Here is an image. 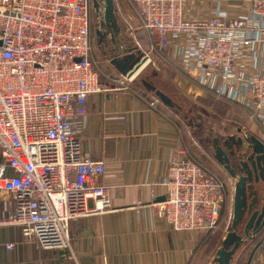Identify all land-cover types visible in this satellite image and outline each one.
<instances>
[{
	"label": "built area",
	"instance_id": "2783aa9c",
	"mask_svg": "<svg viewBox=\"0 0 264 264\" xmlns=\"http://www.w3.org/2000/svg\"><path fill=\"white\" fill-rule=\"evenodd\" d=\"M125 1L152 51H171L184 75L243 107L264 130V0H242L234 17L218 10L201 19L186 17L185 0ZM93 35L92 0H0V199L15 204L0 229L17 227L43 250H71V223L93 203L109 206L106 166L81 143L88 100L130 91L135 77L102 71ZM162 185L168 200L160 214L171 230L218 231L224 180L183 152Z\"/></svg>",
	"mask_w": 264,
	"mask_h": 264
},
{
	"label": "crops",
	"instance_id": "0c3cea01",
	"mask_svg": "<svg viewBox=\"0 0 264 264\" xmlns=\"http://www.w3.org/2000/svg\"><path fill=\"white\" fill-rule=\"evenodd\" d=\"M241 2L185 0V15L209 18L220 10L234 17L241 13ZM148 93L132 86L130 91L93 95L88 100L81 143L93 159L106 166L102 182L110 187L109 206L96 210L93 203L89 215L71 223V250H43L33 240L24 239L17 227H4L0 229V264H72L71 255L78 264H194L209 234L171 230L160 214L164 202L159 201L166 195L162 183L168 163L179 153L188 157L185 145L191 144L185 143L188 135L161 111L162 105L150 106ZM14 207L12 199H0V217L12 213ZM10 243L15 247L9 251L5 245ZM262 247L249 264H264ZM238 254L231 264H237Z\"/></svg>",
	"mask_w": 264,
	"mask_h": 264
},
{
	"label": "water",
	"instance_id": "95a60500",
	"mask_svg": "<svg viewBox=\"0 0 264 264\" xmlns=\"http://www.w3.org/2000/svg\"><path fill=\"white\" fill-rule=\"evenodd\" d=\"M92 14L95 45L106 64L119 76L136 78L148 64L149 58L138 43L127 42L126 37L124 38V33L126 36L132 34L126 22L122 20L118 0H92ZM142 86L162 106L184 115V123L189 129L200 128L199 125L192 123L183 107L171 96L161 92L152 82L142 80ZM239 133L241 135L235 137L223 136V140L213 137L211 140L207 139L210 141L208 144L205 142L201 144L220 169L222 168L232 179H238L233 190L230 231L225 234L211 264H231L237 252L247 242L254 241L264 232V143L253 134H242V130ZM234 147H237L236 150ZM241 149L244 154H238ZM239 158L243 161L237 167L236 173L231 161ZM247 182L251 186L247 187ZM248 194L254 196L249 205ZM167 200V195L159 199L161 202ZM254 210L253 215L244 223L246 213L249 215ZM243 223L241 234L240 227Z\"/></svg>",
	"mask_w": 264,
	"mask_h": 264
},
{
	"label": "rangeland",
	"instance_id": "374dc122",
	"mask_svg": "<svg viewBox=\"0 0 264 264\" xmlns=\"http://www.w3.org/2000/svg\"><path fill=\"white\" fill-rule=\"evenodd\" d=\"M118 6L122 15V20L125 22V19H127L133 27L132 30L129 28L132 35L127 34L126 36V33H124V38L126 37L125 39L127 42L133 43L132 41H135V43H138L149 58V63L138 74L132 86L136 89L140 88L144 90L142 80L152 82L161 92L171 96L176 103L186 110L192 123L200 126L199 129H194L193 133H189L184 123V115L164 109L158 101L159 107H162H160L161 111L177 125L183 135H188L185 142L187 144L189 141L191 144V147L185 145L188 158H192L194 161L200 163L214 176H218L226 182L227 203L221 213L220 227L214 234L206 233L207 237L208 234L210 236L207 244L194 260V264H207L209 261H212V257L215 254V250L221 238L230 231L235 181L222 170V168L220 169L210 157L208 158L207 152L203 149L201 144L202 142L208 144V142H210L209 140L213 137H219L221 140L224 139L223 136L235 137L240 134L239 131L241 130L242 134H253L264 143V130L250 119L249 112L243 107L237 104L219 101L216 97L206 93L201 86L196 85L191 78L184 75V68L179 61L173 60L171 51L165 53L152 51L146 33L137 29V17L130 5L125 0H118ZM95 53L101 65L100 68L102 71L106 72L103 68L106 66L105 60L97 48ZM149 96H151V101L154 99L156 100L152 94H149ZM244 223L242 227H240L241 234L243 233ZM262 236L263 235H261V237ZM261 237L257 240L258 242H247L246 245L238 251L237 264L250 263L252 255L257 253L261 245L264 246V236ZM262 249L264 250V247H262Z\"/></svg>",
	"mask_w": 264,
	"mask_h": 264
},
{
	"label": "flooded vegetation",
	"instance_id": "af4514ba",
	"mask_svg": "<svg viewBox=\"0 0 264 264\" xmlns=\"http://www.w3.org/2000/svg\"><path fill=\"white\" fill-rule=\"evenodd\" d=\"M236 148L237 147H234V149L236 150ZM238 154H244V152H243V150L241 149L240 150V152H238ZM241 161H243V159L242 158H239L238 160H232L231 161V165H232V167H233V169L235 170V172L237 173L238 172V166L240 165V162ZM245 176V174L243 175V177ZM234 181H235V184L237 183V181H238V179L236 178V179H233ZM249 186H251V184L249 183V182H247V187H249ZM253 199H254V196L253 195H251L250 194V196H249V194H248V199H247V202H248V205L253 201ZM258 210H259V208H258ZM255 212V210L254 211H252L251 212V214H250V216L248 215V212L246 213V216H245V222L247 221V219L249 218V217H251V215H253V213Z\"/></svg>",
	"mask_w": 264,
	"mask_h": 264
},
{
	"label": "trees",
	"instance_id": "16d2710c",
	"mask_svg": "<svg viewBox=\"0 0 264 264\" xmlns=\"http://www.w3.org/2000/svg\"><path fill=\"white\" fill-rule=\"evenodd\" d=\"M103 68H104V70H106L107 73L111 74L112 76H118V75L115 74L113 69L111 67H109L107 64Z\"/></svg>",
	"mask_w": 264,
	"mask_h": 264
},
{
	"label": "bare ground",
	"instance_id": "6f19581e",
	"mask_svg": "<svg viewBox=\"0 0 264 264\" xmlns=\"http://www.w3.org/2000/svg\"><path fill=\"white\" fill-rule=\"evenodd\" d=\"M148 63H149V61H148ZM146 66H147V64H146ZM136 79V78H135Z\"/></svg>",
	"mask_w": 264,
	"mask_h": 264
}]
</instances>
